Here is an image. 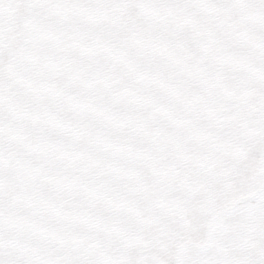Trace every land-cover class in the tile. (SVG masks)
<instances>
[{
  "label": "snow or ice",
  "instance_id": "obj_1",
  "mask_svg": "<svg viewBox=\"0 0 264 264\" xmlns=\"http://www.w3.org/2000/svg\"><path fill=\"white\" fill-rule=\"evenodd\" d=\"M0 264H264V0H0Z\"/></svg>",
  "mask_w": 264,
  "mask_h": 264
}]
</instances>
